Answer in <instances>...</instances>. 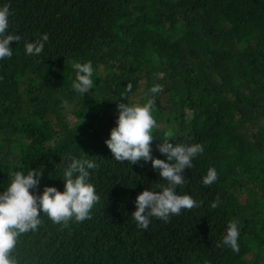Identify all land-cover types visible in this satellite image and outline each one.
<instances>
[{
	"label": "trees",
	"instance_id": "1",
	"mask_svg": "<svg viewBox=\"0 0 264 264\" xmlns=\"http://www.w3.org/2000/svg\"><path fill=\"white\" fill-rule=\"evenodd\" d=\"M9 8L10 57L0 59V185L11 172L41 167L40 183L62 190L67 154L96 161L98 200L88 218L53 223L17 238L18 264H264V0H0ZM48 34L38 56L23 42ZM91 61L93 87L71 88L73 62ZM154 95L160 140L199 142L176 191L198 206L138 228L135 195L164 181L150 161L111 159L103 140L115 105ZM163 122L166 128L159 129ZM212 166L217 179L202 185ZM61 178H59V177ZM31 191V190H30ZM219 198L215 208L210 206ZM238 221V251L217 247Z\"/></svg>",
	"mask_w": 264,
	"mask_h": 264
},
{
	"label": "clouds",
	"instance_id": "2",
	"mask_svg": "<svg viewBox=\"0 0 264 264\" xmlns=\"http://www.w3.org/2000/svg\"><path fill=\"white\" fill-rule=\"evenodd\" d=\"M9 8L6 3L0 4V59L10 57V41H20L21 36L9 30ZM48 34L41 33L37 38L25 40L23 50L26 56H38ZM74 79L71 88L83 95L93 87V67L91 61L73 62ZM161 85L153 83L145 93L143 103L124 102V93L130 91L131 85L124 86L120 97L123 102L115 105L114 124L103 140L111 153V159L117 162L127 161L128 165L137 161L149 162L151 169L164 182L156 183L139 191L133 200L134 210L130 213L138 228L148 227L149 218L155 217L167 222L171 215H177L182 209L198 206L189 194L176 191L178 185L185 183L182 175L185 168L192 167V160L203 152L199 143L169 142L168 138L160 140L155 149L163 159L151 155L150 141L152 129L156 125L153 117L154 95L161 91ZM81 152L80 156L67 154L61 174L62 190L54 186H43L39 194L36 187L40 183L41 167L28 168L25 171L11 172L6 185H0V264H18L13 255L14 246L20 234L36 231L41 224V214L46 215L53 223L66 224L69 219L76 222L89 217L90 209L98 200L94 185L89 182V170L97 167L94 159ZM217 179L214 167L206 168L201 177L202 185H209ZM31 190V191H30ZM219 198H214L210 206L215 208ZM238 221H226L223 234L217 247L238 251Z\"/></svg>",
	"mask_w": 264,
	"mask_h": 264
},
{
	"label": "rangeland",
	"instance_id": "3",
	"mask_svg": "<svg viewBox=\"0 0 264 264\" xmlns=\"http://www.w3.org/2000/svg\"><path fill=\"white\" fill-rule=\"evenodd\" d=\"M167 127V124L163 123V122H160L159 124H157V128L159 129H163V128H166ZM169 127V126H168ZM167 127V128H168Z\"/></svg>",
	"mask_w": 264,
	"mask_h": 264
}]
</instances>
